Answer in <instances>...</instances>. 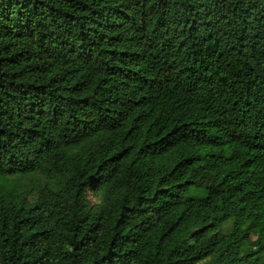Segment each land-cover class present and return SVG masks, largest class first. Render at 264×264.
Returning a JSON list of instances; mask_svg holds the SVG:
<instances>
[{
  "label": "trees",
  "instance_id": "trees-1",
  "mask_svg": "<svg viewBox=\"0 0 264 264\" xmlns=\"http://www.w3.org/2000/svg\"><path fill=\"white\" fill-rule=\"evenodd\" d=\"M0 264H264V0H0Z\"/></svg>",
  "mask_w": 264,
  "mask_h": 264
},
{
  "label": "rangeland",
  "instance_id": "rangeland-1",
  "mask_svg": "<svg viewBox=\"0 0 264 264\" xmlns=\"http://www.w3.org/2000/svg\"><path fill=\"white\" fill-rule=\"evenodd\" d=\"M206 183L207 184L210 183V180H208ZM27 184H29V183L28 182L27 183H23V186H21V187H23V191H26L27 192L29 190V187L30 186L27 185ZM8 188L10 189V188H12V186L9 185ZM16 190L18 191V189H16ZM192 194H194V195H202L203 192H202V190H196L195 192H192ZM257 235H258V233L257 232H254L252 234V236H251V239L252 240H255L257 238Z\"/></svg>",
  "mask_w": 264,
  "mask_h": 264
}]
</instances>
